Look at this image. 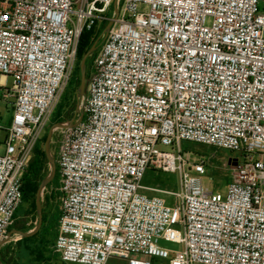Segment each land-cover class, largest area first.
Here are the masks:
<instances>
[{
  "label": "built area",
  "instance_id": "1",
  "mask_svg": "<svg viewBox=\"0 0 264 264\" xmlns=\"http://www.w3.org/2000/svg\"><path fill=\"white\" fill-rule=\"evenodd\" d=\"M110 21L83 119L58 146L56 252L74 264H264V0H0V73L15 99L0 137V247L81 35ZM185 141L241 153L225 193L205 185L207 160ZM149 168L178 173L180 191L145 186Z\"/></svg>",
  "mask_w": 264,
  "mask_h": 264
},
{
  "label": "trees",
  "instance_id": "2",
  "mask_svg": "<svg viewBox=\"0 0 264 264\" xmlns=\"http://www.w3.org/2000/svg\"><path fill=\"white\" fill-rule=\"evenodd\" d=\"M107 23L108 22L98 24L91 30L83 31L79 43L77 63L73 72V76L69 82L68 87L66 88L63 94L61 101L59 102L55 110L57 111V114L53 119L55 124L71 120L76 116L77 105L79 104V87L82 79L80 64L84 55L90 50V48L95 43V41L99 38L101 39V32L103 31H100L99 27L104 25V30H105V28L108 25ZM102 39H104V37ZM102 42L103 40L99 41L100 47L102 45ZM100 47L88 58L87 61L88 79L90 78L91 69H92L91 67L93 65V62L96 58V55ZM68 94L69 95L72 94L74 96V99L72 103L70 105H67L66 107V104L63 103V98ZM48 133L49 132L47 131L45 135L42 137V139L38 142L35 148L34 158L26 172L24 178V185H23V204L26 203L27 206L24 208L20 206V208L17 210L15 215V221L10 228V230L13 229L12 231L16 230L21 232H28L35 227L34 225L35 222L32 220L30 221V215L34 214L35 212L36 213L38 212L37 194L42 182L44 181L45 178L48 177L51 171V164L46 153V140L48 137ZM58 173H59V166L57 163V174ZM57 174L55 179L52 182H50L45 189L46 196L43 201V224L41 228L34 235L29 237H23L21 242L24 244V247L27 248L29 256L31 254L38 253L37 256L41 261H43L44 264L45 263L50 264V261L52 259L54 260L55 258V256L52 257L51 255L46 256V253L49 251L48 247L52 243L51 241L52 239H53V249L56 252L55 241L59 232V218L61 212H58L56 215H54V213L50 209H47L46 207V203L52 205V201L54 199H57L58 195L61 197L62 193L59 188L60 183L59 186H55V183L59 181V178H57ZM0 261L2 262V264H17L18 261L14 257V249L11 248L10 246H8V249L6 251H2L1 249Z\"/></svg>",
  "mask_w": 264,
  "mask_h": 264
},
{
  "label": "rangeland",
  "instance_id": "3",
  "mask_svg": "<svg viewBox=\"0 0 264 264\" xmlns=\"http://www.w3.org/2000/svg\"><path fill=\"white\" fill-rule=\"evenodd\" d=\"M113 10H111L108 14L111 16L113 14ZM108 24V23H107ZM101 32V39L104 37V25L100 26ZM106 29V28H105ZM100 47V46H99ZM98 50V49H97ZM93 67V65H92ZM91 67V68H92ZM92 72V69H91ZM74 99V96L66 95L63 98V103L67 105H70ZM79 108V104L77 105V109ZM65 110V108H64ZM12 109L8 108V106L4 103V99L0 95V115L4 116V119H8V117L11 115ZM57 114V111L53 114L52 118L50 119L48 126L46 128V132H50V130L55 126L54 118ZM2 121L0 116V122ZM68 121H65L64 123H67ZM64 128H55L53 131L52 139H51V154L52 156L57 159L58 156V146L59 142L62 137ZM49 134V133H48ZM1 138H3V135H0ZM183 148L186 152L190 153L191 157L193 159H206L207 160V173L203 175V180L206 186H208L211 190H219L222 193H225L228 188V183L231 181V169L229 166V163L232 159H239L240 161H243V157L240 152H233L228 149H222L215 146L185 141L183 144ZM4 150V146L2 143H0V153H2ZM57 161V160H56ZM52 167V166H51ZM51 172V171H50ZM57 178H59V181L55 183V186H59L60 183V174H57ZM143 183L145 186L148 187H155L163 190H167L170 192H179L180 191V176L176 172H165L162 170H156L154 168H149L147 170V173L144 177ZM56 191V190H55ZM50 192V191H49ZM147 194H155L154 192L145 191ZM50 194V193H49ZM166 198L168 203L170 205H176L177 197L175 195H169V194H161ZM46 196L45 190L42 194V205L44 198ZM22 208L26 207V203L21 204ZM29 206V205H28ZM47 209H50L54 215H56L60 211L61 208V199L58 195L57 199H54L51 204L46 203ZM38 213V212H37ZM36 212L32 215H30V221L35 222V227L31 229L30 231L35 230L38 227L39 224V213ZM37 219V221H36ZM13 229L10 230V232ZM29 232V231H28ZM25 237L23 234L15 233L12 234V236L4 243V247H2V251H6L8 249V246L14 249V257L18 261L17 264H44L43 261L39 259L36 254H31L29 256L28 250L26 247H24V244L22 242V238ZM52 243L48 247V252L46 253V256L51 255L52 257L55 256L54 260L52 259L50 261V264H74V263H66L62 261V259L59 257L58 252H55L53 249V239L51 240ZM164 245L172 248H177L178 246L162 242ZM56 250V249H55ZM47 264V263H45ZM109 264H126L123 261H116L112 260Z\"/></svg>",
  "mask_w": 264,
  "mask_h": 264
},
{
  "label": "water",
  "instance_id": "4",
  "mask_svg": "<svg viewBox=\"0 0 264 264\" xmlns=\"http://www.w3.org/2000/svg\"><path fill=\"white\" fill-rule=\"evenodd\" d=\"M115 5H117V2L115 3ZM116 14L117 15L119 14L118 10H116ZM112 24H113V21H110L108 23L107 27H106V30H109L111 28ZM99 41H100V38L95 41V43L92 45L90 50L84 55V57H83V59L81 61L80 69H81L82 79H81V84H80V87H79V95L84 96V95L87 94V86H88L87 61H88L89 56H91L99 48ZM77 111H78V109H77ZM82 119H83V115H81L79 120L76 121V116H75L73 119L68 120L67 123L60 122V123L55 124V126L50 130V132L48 134V137H47V140H46V153H47V156L49 158V161H50V164H51L52 167H51L50 174L42 182V184L40 186V189L38 191V194H37V209H38V213H39V224H38V227L35 230H33V231L21 232V231H16L15 230L14 233H20V234H23V236H25V237H29V236H32L35 233H37L39 231V229L41 228V226L43 224L42 194H43L44 190L46 189V187L48 186V184L55 179L56 174H57V161L51 154V146H50L52 135H53V131H54L55 128H66V127H69V126H75ZM14 233L11 231V232H9V235L12 236V234H14ZM0 264H2L1 261H0Z\"/></svg>",
  "mask_w": 264,
  "mask_h": 264
},
{
  "label": "crops",
  "instance_id": "5",
  "mask_svg": "<svg viewBox=\"0 0 264 264\" xmlns=\"http://www.w3.org/2000/svg\"><path fill=\"white\" fill-rule=\"evenodd\" d=\"M12 83H13L12 77L0 73V88H1L0 95L4 99V103L8 106V108L12 109L11 115L6 120L4 119L3 115H0L1 119H2V121L0 122V128H1L0 135H3V138H2L3 140L5 139V137L7 135L8 127L11 125L13 110H14L15 99L13 97H10V96L9 97L5 96V93H7L9 91V89L11 88ZM12 232L14 233V231H12ZM4 243L1 245L0 251H1L2 247H4V245H5Z\"/></svg>",
  "mask_w": 264,
  "mask_h": 264
}]
</instances>
